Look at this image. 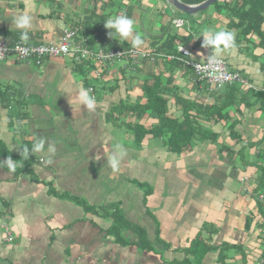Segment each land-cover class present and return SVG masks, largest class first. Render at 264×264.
<instances>
[{"label":"crops","instance_id":"crops-1","mask_svg":"<svg viewBox=\"0 0 264 264\" xmlns=\"http://www.w3.org/2000/svg\"><path fill=\"white\" fill-rule=\"evenodd\" d=\"M24 14L27 41L14 23ZM118 15L134 20L147 56L0 61V161L16 163L0 167V264H264L258 33L215 4L192 15L167 0H0V33L34 45L74 29L94 51L134 48L109 36L105 22ZM206 29L233 32V47H204ZM181 47L192 61L224 58L251 87L201 80ZM165 103L161 116L154 106ZM176 123L191 138L180 153L167 143ZM40 140L43 151L24 152Z\"/></svg>","mask_w":264,"mask_h":264},{"label":"built area","instance_id":"built-area-1","mask_svg":"<svg viewBox=\"0 0 264 264\" xmlns=\"http://www.w3.org/2000/svg\"><path fill=\"white\" fill-rule=\"evenodd\" d=\"M181 60L188 66L192 67L194 72L201 80H205L216 88L225 85H244L251 87L248 81L241 73L231 71L228 68L226 60L222 57L210 56L203 62L192 61L185 58L190 55V51L184 47L180 48ZM188 55H185V54ZM72 55L78 61L83 60H111L114 58H122L124 56H147L148 53L137 48H129L127 50H99L94 51L88 46H82L76 43V30L67 29L65 34L58 42H47L40 44H27L21 40L10 42L2 33H0V61L14 59L15 61H33L38 65H42L47 58ZM210 58H216V62L210 63ZM92 90V88H91ZM264 205V195L259 196ZM2 222V223H1ZM0 225L8 231L7 224L0 221ZM9 234L7 240H12Z\"/></svg>","mask_w":264,"mask_h":264},{"label":"clouds","instance_id":"clouds-1","mask_svg":"<svg viewBox=\"0 0 264 264\" xmlns=\"http://www.w3.org/2000/svg\"><path fill=\"white\" fill-rule=\"evenodd\" d=\"M15 25L17 28L21 29V40L27 41L29 39L28 36V30L31 28V16L24 14L19 17H17L14 20ZM105 27L108 29H112L113 31L109 32V36L113 39H121L127 41L129 38L131 39L132 46L134 48H139L140 45L143 44V39L141 35L136 32V26L133 19L125 16V15H118L115 18L109 19L105 22ZM203 36V46L204 47H214L219 51L221 49V46H223L224 49H228L233 47L234 45V33L231 31H215L212 29H206L201 34ZM185 55H188L187 53ZM216 62V58H210V63ZM79 100L81 104L86 105L87 108L92 109L95 107V99L91 95H89V92L87 90H82L79 93ZM122 149V146H118ZM44 149V141L40 140L33 144L31 150H28L27 148L24 149L25 153H36L39 151H43ZM50 152H53L54 149L52 146H49L48 149ZM124 155L123 151H121L118 155L113 154V156L110 158L109 163L110 166L113 168V170H117L119 167V161L120 158ZM100 157L97 156V159ZM7 166L9 171H15L16 169V163L11 158L8 157L6 161H0V167Z\"/></svg>","mask_w":264,"mask_h":264},{"label":"trees","instance_id":"trees-1","mask_svg":"<svg viewBox=\"0 0 264 264\" xmlns=\"http://www.w3.org/2000/svg\"><path fill=\"white\" fill-rule=\"evenodd\" d=\"M182 2L190 5L200 4L205 0H181ZM222 0H219L215 3L217 7L226 8L230 16H235L234 18L238 19V22H235L233 19V26H237L242 30L244 34L251 32L258 33L261 36V40H264V0H223L224 4L222 5ZM264 45V44H263ZM236 86V85H233ZM232 86V97L237 93L238 88ZM240 92V91H239ZM238 92V93H239ZM264 93V92H257ZM150 103H155V98H150ZM164 107L159 109L157 106H154V110L157 111L161 116L166 112V103ZM158 109H157V108ZM168 120L163 119V122ZM188 126V127H187ZM189 128V125L186 124H175V129L172 130V136L168 140V149L173 153H180L185 150L188 145L191 143L190 136H185V129ZM159 134H162L159 132ZM192 135V134H191ZM113 229L116 230V225L113 226Z\"/></svg>","mask_w":264,"mask_h":264},{"label":"water","instance_id":"water-1","mask_svg":"<svg viewBox=\"0 0 264 264\" xmlns=\"http://www.w3.org/2000/svg\"><path fill=\"white\" fill-rule=\"evenodd\" d=\"M175 8L187 13L197 14L201 11L208 9L211 5L215 4L219 0H205L200 4L190 5L181 2L180 0H167Z\"/></svg>","mask_w":264,"mask_h":264}]
</instances>
